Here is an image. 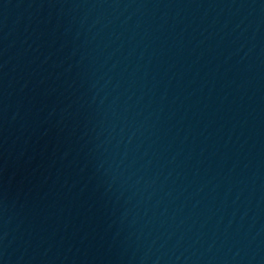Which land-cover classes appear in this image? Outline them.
I'll list each match as a JSON object with an SVG mask.
<instances>
[{
  "label": "water",
  "instance_id": "water-1",
  "mask_svg": "<svg viewBox=\"0 0 264 264\" xmlns=\"http://www.w3.org/2000/svg\"><path fill=\"white\" fill-rule=\"evenodd\" d=\"M0 264H264V0H0Z\"/></svg>",
  "mask_w": 264,
  "mask_h": 264
}]
</instances>
